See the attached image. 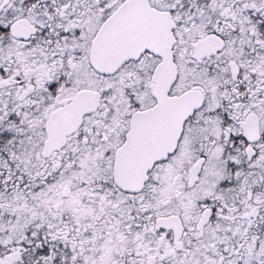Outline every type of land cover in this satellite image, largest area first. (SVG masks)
<instances>
[{"label": "snow or ice", "instance_id": "obj_1", "mask_svg": "<svg viewBox=\"0 0 264 264\" xmlns=\"http://www.w3.org/2000/svg\"><path fill=\"white\" fill-rule=\"evenodd\" d=\"M0 264H264V0H0Z\"/></svg>", "mask_w": 264, "mask_h": 264}]
</instances>
